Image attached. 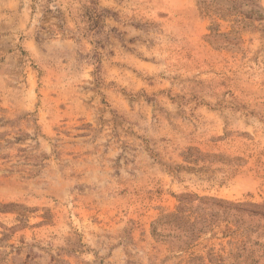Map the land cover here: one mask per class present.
Wrapping results in <instances>:
<instances>
[{
    "label": "rangeland",
    "instance_id": "rangeland-1",
    "mask_svg": "<svg viewBox=\"0 0 264 264\" xmlns=\"http://www.w3.org/2000/svg\"><path fill=\"white\" fill-rule=\"evenodd\" d=\"M0 264H264V0H0Z\"/></svg>",
    "mask_w": 264,
    "mask_h": 264
}]
</instances>
